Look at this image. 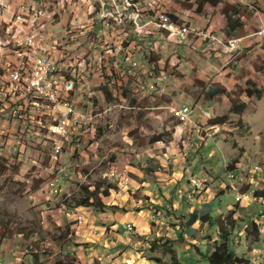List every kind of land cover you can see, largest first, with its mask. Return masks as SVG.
I'll list each match as a JSON object with an SVG mask.
<instances>
[{
  "label": "crops",
  "instance_id": "obj_1",
  "mask_svg": "<svg viewBox=\"0 0 264 264\" xmlns=\"http://www.w3.org/2000/svg\"><path fill=\"white\" fill-rule=\"evenodd\" d=\"M55 1L0 0V39L11 40L13 47H18L20 42L15 40L22 38L20 29L28 30L29 28L28 24H25L29 12L24 11L23 7L37 5V13H45L46 6L52 7L56 4ZM63 1L72 2L73 0ZM80 1H83L90 11L83 12L85 6L81 5L82 2L76 6L68 4L67 9L57 15L58 17L53 22L56 28L55 33L59 35L64 25L72 18L70 12L72 8H80L77 13L79 19L84 22H78L74 27V42L68 43V50L73 51L72 60L85 59V51H76V44H82L85 34L94 35L95 14L98 16V6L94 3L96 0ZM103 2H109L111 7L121 12L122 16L115 14V21L125 19L126 33L131 35L132 42L124 50L131 49L139 63L136 67L129 65L124 59L125 51L110 57L112 61L118 59L121 64L122 71L117 88L124 89V91L131 90L138 99L139 108L148 109L154 115L158 113L157 110L161 109L166 117L172 116V108L189 105L193 108L195 119L200 120L202 125L201 129H194L192 145H189L188 150L183 147L184 145L181 146L173 133L172 142L157 141L159 144L155 147H159L160 150L155 151L156 153L151 147L145 150L150 156L148 161L143 159L145 154L138 157V160H145L141 165L142 167L147 166L146 169L140 168L141 165L128 166V171L132 172V175H129L127 183L133 188L132 192L135 193L140 188L145 191L146 198L136 199L129 193L120 191L115 196L118 200L114 197L112 203L103 200L105 204H111V206L126 204L129 199L133 201L132 203L129 201V205L142 202L146 206L139 210L135 209V211L124 210L121 207L114 210H108L107 207L98 211L85 209L86 214L82 212L84 208L81 207V212L84 214L82 223L77 219L81 218V214L74 213L76 215L74 218L79 224L77 225L76 222L72 226L70 223V227L76 230L77 240H75L76 247H74V242H72L73 246H68L69 251L76 248L78 260L85 264H93L95 258V264H157L150 259L152 254L148 257L143 255L147 252L145 246H149L151 242L150 237L161 238L163 236V242L167 239L174 241L175 250L181 244L185 245V255H183L186 256L183 260L185 264H207L205 258L198 255L191 245L196 243L201 251L207 252L212 247L210 237L213 241H220V230L217 224L212 225L200 219L191 226H186L193 212L199 213V218L204 216L203 219H208V215L205 214H209L212 221L225 219L229 212H233L235 219L246 220L245 217H247L254 220L260 229L264 227V186L260 189L263 193L256 196L254 190H259V188L252 186V183L255 185L259 183L256 180L249 178L248 183L251 182V184L245 185L251 186L245 190L242 189L244 181L240 176L239 178L236 176L240 183L237 182L235 186L229 181L230 187L227 190H236V200L237 195L240 194L250 193L252 196H248L245 204L237 201L239 203L236 206L229 205L228 214L222 213L219 218L212 215L211 209L214 208L215 200L223 196L226 191L221 188H209V191H216V193H209V191L202 193L200 190L193 189L192 185L193 179L199 181L210 179V182L213 181V187L223 185L216 182V174L212 175L207 171L209 166L207 167L206 160L212 159L215 152L209 149L205 151V147L207 144L209 147L210 143H216L221 148L220 143L223 141L224 129H226L225 122L214 124L213 121L227 113V110H231L236 94H239L242 99L246 96L255 97V93L248 95L246 89H252L255 74L258 76L259 72L264 73V33H259L264 29V0H165V7L175 21L186 23L196 28L197 31L178 40L157 25H151L149 27L152 33L144 35L140 44L136 36L140 35L138 18H141V14L137 17L136 13L137 11L141 13V8L135 4L134 0H130L133 6L129 8L121 7L118 0H103ZM141 3L151 5L152 0H141ZM150 17L149 13L143 15L144 20ZM9 35L12 38L9 39ZM228 36L240 39L237 49L229 50L226 46L213 41V37L225 40L224 38ZM2 52L0 66L3 64L1 60L17 59L13 53L9 54L7 51L5 54V50ZM103 64L104 57H97L96 65ZM23 68L28 70V67ZM98 81L99 78L95 76L92 84H97ZM137 86L140 87L138 92H136ZM174 89L182 91V98H180V91H172ZM199 90L201 93L198 94ZM217 90L222 92L215 94ZM202 92L205 93L202 94ZM196 93L200 99L193 97ZM177 98L180 100L177 101ZM189 101L192 102L189 103ZM207 103H210L209 106ZM204 108L208 110L204 111ZM222 108L225 110L222 111ZM206 120L207 122L203 123ZM5 121V115L1 114L0 155L9 158L10 155L18 152L15 150L19 149L20 141L17 132L18 123L9 121L10 128L2 129L1 125ZM31 144L39 148V141H28V149ZM205 152L209 154L206 155ZM211 163H217V161L212 159ZM8 164H6L7 167ZM236 166L242 168L240 159ZM192 191L195 192H193V197H190ZM113 193L115 195L117 192ZM254 203H256L255 212L251 211V204ZM181 216L185 217L180 219ZM131 224L136 227L134 233L144 236V239L137 238L127 229ZM205 234H208L207 237ZM179 237H182V240L178 241ZM231 239L233 240V237ZM208 241L211 244H207ZM28 242L30 238L21 242L14 235L5 237L0 243V264H26L25 260L22 263V259L28 250H42V245L39 247L36 241ZM86 243L90 244V248L82 251L79 247L84 248ZM261 243L258 246L263 247ZM236 250L239 254H245L255 264L253 255L258 251L255 245H253V250L245 251L239 247ZM183 256L179 255L180 258ZM261 258L262 260L259 259L256 264H264V253Z\"/></svg>",
  "mask_w": 264,
  "mask_h": 264
},
{
  "label": "rangeland",
  "instance_id": "obj_2",
  "mask_svg": "<svg viewBox=\"0 0 264 264\" xmlns=\"http://www.w3.org/2000/svg\"><path fill=\"white\" fill-rule=\"evenodd\" d=\"M94 3L97 6L96 1ZM230 38L232 37L228 36L224 39ZM253 81L255 83L252 82L251 88L260 95L255 93V97L246 96L245 99H242L239 94H236L234 103L242 109L237 114L232 111L234 104L232 106L230 103L231 110L229 109L225 113L227 117L224 121L226 129H224L223 141L220 143L222 144L221 148L216 143L211 144L212 141L209 142V147L208 144L205 147V151H208L207 149L214 150L215 154L212 159L217 161V163H211L212 159H207L206 165L209 166L207 171L212 175L216 174L215 180L222 183L223 188L217 184L213 187V181L210 182L208 178L209 180H202V184L199 186L201 188H197L196 191L200 190L203 193L209 191V188H221L226 191L221 197L218 193L219 198L215 200L214 208L211 209L212 215L216 218H219L222 213L228 214L229 205L236 206L239 202H244V204L247 202V199L242 198L237 203L236 190H227L230 187L227 166L231 161L240 159L242 165L240 169L243 170L233 171L236 173L241 171L248 178L243 182L242 189H249L251 186L245 185L251 184V182L248 183L249 178L259 182L257 185L252 183L254 188L257 187L260 190L264 186V73L259 72L258 76L255 74ZM173 87L175 88V85ZM172 91H180V98H182L181 90L174 89ZM199 93H201L200 90ZM193 97L197 98V93ZM180 98H177V101ZM198 99L200 98L198 97ZM90 100L91 111L94 114L101 112L102 115L94 119L92 126H84L80 140L71 143V149H67V152L62 155L60 165L49 168L53 162L51 159L53 160L54 150H52V142L45 140L48 137L46 134L31 138V141L33 139L40 140L41 147L44 146L46 153L44 154V168L30 164L36 161L41 153L40 149L32 144L27 151L30 157L28 164L20 161L8 168L9 166L7 167L6 164L13 162L15 158L13 159L11 155L9 158L0 155V243L5 237L14 235L18 241L25 242L30 238L28 243L36 241L39 247L42 245V250H28L23 256L22 263L25 260L26 264H55L58 260H65L72 264H85L78 260L76 248H72L71 251L68 248L74 243V247H76V230L70 227L76 222L77 225L79 224L74 218L76 216L74 213L82 214L84 218L85 209L98 211L107 207L108 210L121 207L124 210L135 211V209L139 210L146 206L142 202H134V205H129L130 199L126 204L111 206V204H105L103 200L110 203L114 201V198L118 200V197L115 196L120 191L127 192L136 199L147 197L145 191L140 188L137 192H132L133 188L127 183L129 175H132V172L128 171V166L141 165L145 160L148 161L150 156L146 154L147 148H153L154 152L160 150L159 147H155L159 144L154 140L155 137L160 136L161 141H165V143L172 142L178 120L174 114L166 117L161 109L157 110L156 115L143 107L140 109L137 103L138 99L131 90L124 91L117 87L113 89L104 87L96 95L90 97ZM191 102L189 101V103ZM209 104L207 103L208 106ZM223 108L222 111L225 110ZM206 110L208 109L204 108V111ZM203 112L201 114H204ZM199 121L197 120L202 125ZM205 122L207 120L203 123ZM91 127L92 130H88ZM144 154L143 159L145 160H138V157ZM205 154L208 155L209 152H205ZM138 161H140L139 164ZM214 165L219 166L215 168ZM256 166H259L261 170L255 171ZM146 167L140 166L144 169ZM237 177L235 176L233 179V185L239 181ZM122 181L123 183H121ZM108 186L113 190L112 193H108L106 196L102 195L108 190ZM193 186L196 185L193 184ZM113 192L117 193L113 195ZM210 192L216 193L211 190ZM255 205L256 203L251 204V211L255 212ZM81 207L84 208L83 213ZM245 218L246 220L233 218L235 222L232 237L236 248L249 251V249L253 250V245L257 247L258 251L253 255L256 264V261L262 260L261 257L264 253V230H262L264 227L261 229L259 227V235H257V231L251 226V222L254 220ZM259 224L261 225V223ZM133 227V230H129L128 227L127 229L134 233L136 227L134 225ZM205 235L207 237L208 234ZM163 239V236L161 238L150 237L151 242L157 241L156 250L150 252V242L149 246H145L147 252L143 256L148 257L149 254H156L162 257L163 264H169L171 255L168 253V247L171 244H163ZM72 242L74 243L72 244ZM186 243L189 242L186 241ZM260 243L263 247L258 246ZM207 244L211 243L208 241ZM84 246V248H79L82 251L90 248L89 243ZM140 248L143 249L141 246ZM176 251L178 255H185V245L181 244ZM95 259L93 264L96 263ZM181 259L185 260L186 256ZM35 260L36 262H33Z\"/></svg>",
  "mask_w": 264,
  "mask_h": 264
},
{
  "label": "built area",
  "instance_id": "obj_3",
  "mask_svg": "<svg viewBox=\"0 0 264 264\" xmlns=\"http://www.w3.org/2000/svg\"><path fill=\"white\" fill-rule=\"evenodd\" d=\"M164 1L152 0L151 5H142L141 0H134L135 4L141 8V18H138L140 35L136 36L139 44L144 35L152 33L149 27L151 25H157L178 40L197 31L186 23L175 21L165 7ZM55 2L56 4L52 7L46 6L45 13H37V5L23 7L24 11L29 12L27 23H25L29 28L28 30L20 29L22 38L15 40L20 42L18 47H13L11 40L0 39V54H3L2 50H5V54L8 51L9 54L13 53L17 56L16 60L7 58L0 66L2 70L0 72V116L4 114L6 120L1 126L2 129L10 128L9 121L17 122L20 141L19 149L15 150L18 152L14 151L12 158L15 159L8 164L9 167L20 161L28 164L30 161L27 152L28 141H31L32 137H40L43 134L48 136L45 140L53 144V160L51 159L53 162L49 168L60 165L62 155L67 152V149H71V143L80 140L84 126H92L94 119L102 115L101 112L94 114L91 111L90 97L104 87L107 89L118 87L122 71L121 64L118 59L112 61L110 57L125 51V61L134 67L139 65L131 49L124 50L132 43L131 35L126 33L125 19L115 21V14H121V12L103 0H96L98 16H95L94 35L85 34L82 44H76V51H85V59L72 60L73 51L68 50V43L74 42V27L78 22H84L79 19L77 13L80 8H72L70 11L72 18L64 25L59 35L55 33L56 28L53 22L57 15L67 9L68 4L76 6L82 2L81 5L85 6V3L80 0L72 2L56 0ZM86 11L90 10L85 6L83 12ZM147 13L151 17L144 20L143 15ZM259 33L263 34L264 29ZM10 37L12 38L11 35L9 39ZM239 40V38L222 40L213 37V41L226 46L229 50L237 49ZM97 57H104L103 65H96ZM21 67H28V77H21ZM31 76H38L39 90L36 94L27 93ZM95 76L99 78V81L97 84H92ZM139 89L140 87L137 86L136 92ZM172 111L178 120L174 130L175 138L188 150L189 145H192L194 129H201V125L195 119L193 108L189 105L174 107ZM88 130H92V127ZM36 141H39L38 149L41 153L37 160L30 164L44 168V154H46L44 146L41 147L40 140ZM238 169L243 170L240 167ZM255 169L261 168L256 166ZM233 176H240L243 181L247 178L241 171L239 173L229 171L227 177L232 185ZM201 182L193 179L192 183L196 185L193 189L201 188L199 187ZM193 192L195 191H192L191 197ZM248 196L252 194L237 195V200L241 201L245 198L248 201ZM77 219L82 223V214L81 218ZM128 229L133 230V225H128Z\"/></svg>",
  "mask_w": 264,
  "mask_h": 264
},
{
  "label": "trees",
  "instance_id": "obj_4",
  "mask_svg": "<svg viewBox=\"0 0 264 264\" xmlns=\"http://www.w3.org/2000/svg\"><path fill=\"white\" fill-rule=\"evenodd\" d=\"M219 92H222L220 90H217L215 94H218ZM246 92L248 95H252L253 93H258L257 91L247 88ZM234 104V106H233ZM234 101H232V111L235 113H238L242 108H238V105H235ZM227 119L226 115L217 117L214 119L213 123L218 124V123H224V121ZM155 141L161 140L160 136L155 137ZM238 162V159H235L232 161L228 166L227 170L233 171V170H238V167L236 166ZM110 187L108 186V190L103 192L102 195L106 196L108 193H111ZM263 191L259 190H254V194L258 196L259 194L261 195ZM87 202V201H86ZM93 204V203H91ZM206 216L208 215V219H203V217L200 216L199 218V213L193 212L190 215V219L188 222H186V226H191L194 222H196L198 219L202 222H209L210 224L214 225L217 224L218 228L220 230V241H213V238L210 237V240L212 242V247L210 250L207 252H203L200 250L199 246L194 243L191 246L195 250V252L200 255L201 257H204L205 260L207 261V264H253L252 261L245 256V254H239L238 251L236 250L235 242L232 240V230L234 229V222L235 219H233V212H229L228 217L225 219H217V221H212V217L209 214H205ZM185 216L179 217L180 219L184 218ZM231 218V219H230ZM251 226L257 231V235L259 232V225L255 222H251ZM137 238L141 239V237L144 239V236H141L139 234H135ZM182 236V235H181ZM259 237V236H257ZM142 240V239H141ZM182 240V237L178 238V241ZM157 241H152L150 243V252H154L156 250V245ZM173 243L174 241L167 239L163 244H171L170 247H168V253L171 255V262L169 264H185L184 261L179 257L178 253L176 250L173 248ZM150 259L157 264H163V259L161 256H158L156 254H152ZM55 264H72L70 262H67L65 260H58L55 262Z\"/></svg>",
  "mask_w": 264,
  "mask_h": 264
},
{
  "label": "bare ground",
  "instance_id": "obj_5",
  "mask_svg": "<svg viewBox=\"0 0 264 264\" xmlns=\"http://www.w3.org/2000/svg\"><path fill=\"white\" fill-rule=\"evenodd\" d=\"M111 1H115V0H111ZM119 2H120L121 7H123V8H129L130 6H133V4L130 2V0H118V3ZM120 5H119V7H120ZM136 14H138L137 15V17H138V16H140L141 13H140V11H137ZM118 16H122V15L119 14ZM21 77H28V70H25L23 67H21ZM38 90H39L38 76H31V83H30V86H27V92L37 93ZM71 211H73V210H71Z\"/></svg>",
  "mask_w": 264,
  "mask_h": 264
}]
</instances>
